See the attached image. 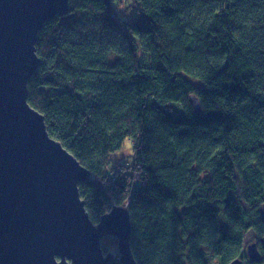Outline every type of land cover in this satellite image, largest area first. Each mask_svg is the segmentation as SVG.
<instances>
[{
    "label": "trees",
    "instance_id": "obj_1",
    "mask_svg": "<svg viewBox=\"0 0 264 264\" xmlns=\"http://www.w3.org/2000/svg\"><path fill=\"white\" fill-rule=\"evenodd\" d=\"M119 4L69 0L38 31L27 83L95 175L78 184L90 219L127 203L138 264H264L242 247L264 234V0H131L129 17ZM83 21L114 37L62 36ZM125 138L133 159L111 166Z\"/></svg>",
    "mask_w": 264,
    "mask_h": 264
},
{
    "label": "water",
    "instance_id": "obj_2",
    "mask_svg": "<svg viewBox=\"0 0 264 264\" xmlns=\"http://www.w3.org/2000/svg\"><path fill=\"white\" fill-rule=\"evenodd\" d=\"M111 1L104 0L109 11ZM68 3L0 0V264H138L128 204L112 205L97 223L90 219L78 184L95 175L47 132L44 115L27 100L41 61L38 31L67 14ZM259 211L264 220V204ZM105 236L116 238L118 253L102 251ZM245 246L247 257L260 261L264 234Z\"/></svg>",
    "mask_w": 264,
    "mask_h": 264
},
{
    "label": "rangeland",
    "instance_id": "obj_3",
    "mask_svg": "<svg viewBox=\"0 0 264 264\" xmlns=\"http://www.w3.org/2000/svg\"><path fill=\"white\" fill-rule=\"evenodd\" d=\"M119 5L117 7V14L119 16L123 17V14L129 17V14L133 16V7L131 4V0H118ZM62 36L64 38H68L74 41H80V40H102L104 38L111 39L114 36V33L104 31L101 29V24L98 22L93 21H83L79 24V26L71 28V29H63L61 31ZM133 159V151H132V141L128 138H125L121 144V146L116 150L113 154L109 156L108 163L111 166L116 165V167L119 166V164H130V162ZM244 238L242 242V247H246L245 245L251 242H255L258 240L259 235L256 231L253 229H249L244 232ZM108 237H114V236H105L101 239V247L102 251L105 253L107 251H113L117 252V241L114 237L111 241H109ZM106 254V253H105Z\"/></svg>",
    "mask_w": 264,
    "mask_h": 264
}]
</instances>
